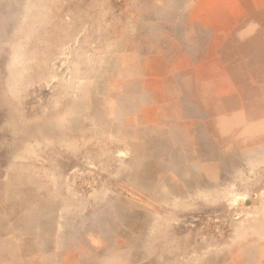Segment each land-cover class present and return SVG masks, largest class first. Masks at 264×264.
Instances as JSON below:
<instances>
[{
	"label": "rangeland",
	"instance_id": "obj_1",
	"mask_svg": "<svg viewBox=\"0 0 264 264\" xmlns=\"http://www.w3.org/2000/svg\"><path fill=\"white\" fill-rule=\"evenodd\" d=\"M0 264H264V0H0Z\"/></svg>",
	"mask_w": 264,
	"mask_h": 264
}]
</instances>
